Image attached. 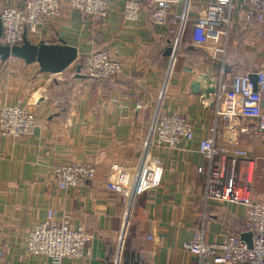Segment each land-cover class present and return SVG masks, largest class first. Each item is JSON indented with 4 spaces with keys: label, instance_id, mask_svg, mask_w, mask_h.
I'll return each instance as SVG.
<instances>
[{
    "label": "crops",
    "instance_id": "0c3cea01",
    "mask_svg": "<svg viewBox=\"0 0 264 264\" xmlns=\"http://www.w3.org/2000/svg\"><path fill=\"white\" fill-rule=\"evenodd\" d=\"M23 1L0 0V6ZM211 1L193 0L191 20ZM124 3L112 0L109 16L95 25L79 11H67L44 36L53 44L76 47L79 54L107 49L124 63L115 78L77 76L76 63L49 71L36 61L0 57V107L24 99L37 116L31 136L0 133V264H54L26 247L30 230L50 209L57 216L68 215L71 224L85 227L91 237L85 258L62 264H114L122 230L121 264H189L194 257L184 244L197 228L204 226L209 242L244 231L246 205L205 200V177L198 168L207 165V158L198 147L217 127L222 142L264 157V135L255 132L253 120L241 121L252 127L243 133L235 126L240 119L230 122L214 111L222 83L229 85L234 75L252 74L264 65L259 26H234L226 37L211 39L195 37L190 24L181 53L168 70L169 26L155 24L146 9L137 20H125ZM164 80L162 111L189 117L194 135L176 148H152L158 185L139 194L125 225L123 196L106 188V177L113 165L132 168L140 160ZM138 102L143 107L137 108ZM65 162L91 163L95 181L60 189L54 169ZM250 192L252 199L264 201L261 162L253 169Z\"/></svg>",
    "mask_w": 264,
    "mask_h": 264
},
{
    "label": "built area",
    "instance_id": "2783aa9c",
    "mask_svg": "<svg viewBox=\"0 0 264 264\" xmlns=\"http://www.w3.org/2000/svg\"><path fill=\"white\" fill-rule=\"evenodd\" d=\"M193 0H125L123 17L135 21L146 9L151 20L169 26L171 53L168 70L179 57L184 35L190 24L195 37H226L232 27L251 28L258 25L264 36V0H213L191 20ZM112 0H24L19 6H0V24L3 31L0 41L10 46L21 45L25 40L34 44H53L45 39V29L61 18L65 12L76 10L93 25L102 23L110 14ZM83 58L81 73L94 80L112 79L124 70V63L112 57L107 49L92 48L79 54ZM79 56V57H80ZM257 84L250 73L236 74L229 85L222 83L215 92V115L235 123L243 133L252 130L241 121H254L255 132L264 135V65L254 72ZM166 80L163 82L142 155L132 167L115 164L106 177L107 189L123 196L124 223L127 224L131 209L139 194L158 185V167L152 159L153 147H179L184 140H191L194 124L187 116L162 111ZM137 108L143 107L141 102ZM37 127V116L28 102L19 99L0 107V133L9 138L31 136ZM219 130L201 140L198 150L207 158V165L198 171L205 177L206 201L219 204H244L248 207L244 231L252 233V246L242 238L243 233L225 234L220 242L205 238L204 226L195 230L184 248L193 255L189 264H264V201L251 198L252 174L256 163L264 157H252L239 145H230L217 138ZM54 174L60 189L87 187L96 179V168L91 163L65 162L55 167ZM123 230L114 264L121 263ZM153 239L152 235H149ZM91 237L85 227L70 223L69 216L56 215L50 209L46 219L37 222L26 240L28 252L44 261L62 264L66 259L81 260L89 252ZM4 252L0 247V260Z\"/></svg>",
    "mask_w": 264,
    "mask_h": 264
},
{
    "label": "water",
    "instance_id": "95a60500",
    "mask_svg": "<svg viewBox=\"0 0 264 264\" xmlns=\"http://www.w3.org/2000/svg\"><path fill=\"white\" fill-rule=\"evenodd\" d=\"M2 31L3 28L0 24V37L2 35ZM170 53L171 47L169 46L166 50L165 55L169 56ZM12 56L21 57L27 62L36 61L42 66L43 69L49 71H62L73 63H77L79 60L78 49L71 45H37L28 40H25L21 45L10 46L8 44H3L0 41V57L3 59H7ZM77 76L86 77L81 73V65H78ZM250 77L256 85L258 81L257 74L252 73ZM242 238L248 242L250 247L252 246V233L245 232L242 234Z\"/></svg>",
    "mask_w": 264,
    "mask_h": 264
},
{
    "label": "trees",
    "instance_id": "16d2710c",
    "mask_svg": "<svg viewBox=\"0 0 264 264\" xmlns=\"http://www.w3.org/2000/svg\"><path fill=\"white\" fill-rule=\"evenodd\" d=\"M76 64H77V66H78V65H81V68H82L83 58L79 59L78 62H77Z\"/></svg>",
    "mask_w": 264,
    "mask_h": 264
}]
</instances>
